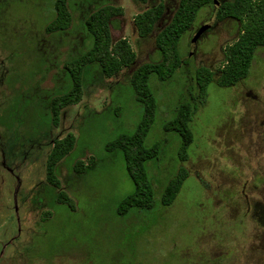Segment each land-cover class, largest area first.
I'll list each match as a JSON object with an SVG mask.
<instances>
[{
	"label": "rangeland",
	"instance_id": "1",
	"mask_svg": "<svg viewBox=\"0 0 264 264\" xmlns=\"http://www.w3.org/2000/svg\"><path fill=\"white\" fill-rule=\"evenodd\" d=\"M54 1L0 0V264H264V226L252 212L255 203L264 205L262 48L246 78L233 86L208 84L205 103L189 123L185 161L178 156L182 136L165 127L194 92L197 69L218 78L239 24L217 19L215 10L232 0H214L198 11L179 42L186 63L170 79L149 77L156 110L144 146L159 142L157 156L145 162L153 204L123 214L119 205L134 183L122 150L106 146L136 130L144 106L130 76L138 65L159 59L154 35L140 38L133 19L164 3L156 33L178 0H66L71 25L48 34ZM107 4L121 9L110 22L111 39H127L135 64L108 78L92 66L83 75L80 101L65 107L53 125L47 99L65 90L58 89L64 61L91 45L83 19ZM211 22L194 41L199 27ZM68 133L75 144L58 163L57 189L46 182L45 162L53 140ZM76 163H83V173L75 172ZM181 167L188 174L164 206L163 189ZM59 190L69 202H57Z\"/></svg>",
	"mask_w": 264,
	"mask_h": 264
},
{
	"label": "trees",
	"instance_id": "2",
	"mask_svg": "<svg viewBox=\"0 0 264 264\" xmlns=\"http://www.w3.org/2000/svg\"><path fill=\"white\" fill-rule=\"evenodd\" d=\"M138 1L146 3L147 0ZM213 2L214 0H178L168 21L156 33V24L166 10L164 3L158 2L144 9L133 19L140 38L154 35V47L159 59L138 65L130 76L131 86L144 106L143 116L136 130L131 135H120L106 146L108 149L122 150L126 171L134 183V191L119 205L120 214L132 207L150 208L153 204V190L147 177L145 162L157 156L159 142L151 147L144 146V138L152 125L156 110V101L148 84L149 77L154 75L158 81H166L186 63L179 52L180 39L191 29L198 11ZM53 6L55 15L44 30L48 34L62 33L71 25L72 15L66 0H55ZM118 14H121L120 7L107 4L95 8L83 19L84 36L91 40V45L64 61L65 71L60 75L63 85L58 89L65 90L62 93L52 92L47 99L53 125H58L60 113L65 107L80 101L83 75L92 66H96L106 78L134 66L136 54L127 39H111L110 22ZM215 16L217 19L231 18L237 21L238 35L224 51L223 66L219 69L218 78L214 80L213 73L206 68L197 69L191 87L194 92H189V97L180 102L175 117L165 126L168 130L176 128L182 136L178 151L181 161L188 158L187 148L192 141L189 123L194 113L205 103L208 84L216 82L220 86L235 85L247 77L256 49L262 48L264 53V0L224 1L215 10ZM74 144L75 136L71 133L53 140L45 162V178L49 186L60 189L56 169L58 163L71 152ZM84 168L83 163L74 165L78 174L83 173ZM187 174V170L181 167L166 184L160 197L162 205L168 206L174 201ZM56 200L61 203L70 201L61 190L58 191ZM252 212L257 226H264V205L255 203Z\"/></svg>",
	"mask_w": 264,
	"mask_h": 264
},
{
	"label": "water",
	"instance_id": "3",
	"mask_svg": "<svg viewBox=\"0 0 264 264\" xmlns=\"http://www.w3.org/2000/svg\"><path fill=\"white\" fill-rule=\"evenodd\" d=\"M212 22L209 24H204L201 27H199V29L193 35V40L195 41L196 39H198L199 36L211 26Z\"/></svg>",
	"mask_w": 264,
	"mask_h": 264
}]
</instances>
